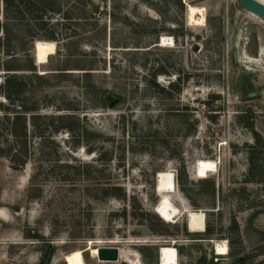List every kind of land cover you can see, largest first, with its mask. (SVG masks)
Instances as JSON below:
<instances>
[{
	"label": "rangeland",
	"instance_id": "rangeland-1",
	"mask_svg": "<svg viewBox=\"0 0 264 264\" xmlns=\"http://www.w3.org/2000/svg\"><path fill=\"white\" fill-rule=\"evenodd\" d=\"M37 40L56 43L42 65ZM9 75L62 119L51 139L27 127L25 165L0 157V264H67L77 249L86 264H161L162 246L177 264H264V20L239 0H0ZM200 158L217 163L204 178ZM158 171L174 174L171 222L154 211ZM113 245L129 260L92 255Z\"/></svg>",
	"mask_w": 264,
	"mask_h": 264
},
{
	"label": "bare ground",
	"instance_id": "bare-ground-1",
	"mask_svg": "<svg viewBox=\"0 0 264 264\" xmlns=\"http://www.w3.org/2000/svg\"><path fill=\"white\" fill-rule=\"evenodd\" d=\"M264 3L263 0H259ZM248 12V11H247ZM253 16L257 15L248 12ZM260 17H258L259 19ZM263 19V18H260ZM264 20V19H263ZM159 45L162 47L174 46V37L170 35H161ZM56 53V43L53 40H37L34 44V57L38 65L45 64L50 55ZM261 49V54H262ZM248 61H253L252 57L245 55ZM217 163L211 159H198L195 165V173L199 178L207 176L208 172L215 171ZM175 191L174 174L171 171H158L156 175V192L160 195L159 202L155 205L154 211L165 221L171 222L180 214V209L173 204L170 194ZM185 210V209H184ZM187 213L188 228L191 231H204L205 228V215L202 211L185 210ZM217 254H225L227 245L225 241H216L215 246ZM92 255H98V248L91 249ZM160 262L161 264H177L178 256L177 251L171 246H162L160 249ZM119 258L129 260L128 255L119 249ZM67 264H86L82 251L80 249L64 255Z\"/></svg>",
	"mask_w": 264,
	"mask_h": 264
},
{
	"label": "trees",
	"instance_id": "trees-1",
	"mask_svg": "<svg viewBox=\"0 0 264 264\" xmlns=\"http://www.w3.org/2000/svg\"><path fill=\"white\" fill-rule=\"evenodd\" d=\"M33 70V69H32ZM25 83L21 78L9 75L0 83V93L4 97L6 105L0 109V157L9 158L12 165L23 166L28 162L29 148L27 145V127L33 126L34 132L44 139H51L53 133L59 130V124L54 123V117L61 118L52 112L46 113L39 108L38 102L31 103L22 98ZM34 99V98H33ZM0 101V105L2 104ZM36 103V105H35ZM55 110H60L56 107ZM52 118L51 124L37 123L38 119ZM54 127L48 136L41 133L47 132L48 127Z\"/></svg>",
	"mask_w": 264,
	"mask_h": 264
},
{
	"label": "water",
	"instance_id": "water-1",
	"mask_svg": "<svg viewBox=\"0 0 264 264\" xmlns=\"http://www.w3.org/2000/svg\"><path fill=\"white\" fill-rule=\"evenodd\" d=\"M239 5L246 11L257 15L264 19V3L259 0H239ZM94 11H97L95 6ZM197 49V48H196ZM123 103H119L117 108H122ZM97 259L99 261H117L119 259V247L118 246H99Z\"/></svg>",
	"mask_w": 264,
	"mask_h": 264
},
{
	"label": "crops",
	"instance_id": "crops-1",
	"mask_svg": "<svg viewBox=\"0 0 264 264\" xmlns=\"http://www.w3.org/2000/svg\"><path fill=\"white\" fill-rule=\"evenodd\" d=\"M259 50V49H258ZM258 54H259V52H258ZM200 232H202V231H200Z\"/></svg>",
	"mask_w": 264,
	"mask_h": 264
}]
</instances>
